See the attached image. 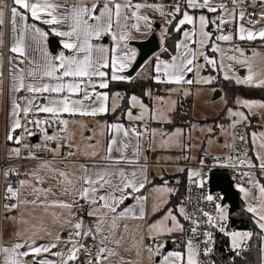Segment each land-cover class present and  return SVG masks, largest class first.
<instances>
[{"label":"snow or ice","instance_id":"6c2138e0","mask_svg":"<svg viewBox=\"0 0 264 264\" xmlns=\"http://www.w3.org/2000/svg\"><path fill=\"white\" fill-rule=\"evenodd\" d=\"M245 3L246 0H231L229 8L226 0H170V3L164 0H11L9 6L6 0H0V49L5 46L6 14L12 34L8 47L11 55L7 60L11 108L6 139L17 147L9 149V158L37 161L35 167L23 173L14 167L3 169L4 219L27 227L17 230L10 242L0 239V264H143L145 252L148 264H215L205 259L214 251L212 230L230 237L235 256L240 257L248 250L246 241L253 233L227 231L228 209L220 202L223 196L204 193L208 178L203 169H189L188 181L201 189L199 200L213 205L214 214L202 208L188 212L182 202L175 209L168 208L159 220L148 223L147 197L141 194L148 185H153L151 192L159 197V203L153 205V214L163 210L168 197L175 194L167 180L162 185H154L149 179L148 160L153 157L147 155L149 151L189 147L181 139L183 129L169 133L148 126L149 121L172 123L164 111L171 94L183 91L188 96L191 93L185 85L212 84L217 77L201 76V71L210 68L224 72L223 59L228 51L233 54L227 55V60L232 62L227 68L233 70V64H239L247 69V75L241 78L225 73L224 79H234L238 85L264 88V70H254L261 54L253 49L252 55L247 56L233 43L237 39L264 41V27H254L264 21V10L255 19L257 14L247 13V23L253 25L252 28L240 24L235 32L228 33L223 28L232 23L237 14L241 21L245 19L246 11L241 8ZM251 4L264 9V0H251ZM205 10L217 15L210 19L204 14ZM29 17L33 23H28ZM157 17L163 22L160 51L148 55L140 71L132 76L137 58L144 56V52H138L130 42L136 40L137 35L148 41L156 31ZM35 22L47 25L48 30ZM173 33L180 38L170 51L166 41ZM50 36L59 37L58 52L50 51ZM105 38L110 39V45L103 43ZM219 42H226L230 47L221 48ZM209 51L219 53L221 59L210 56ZM164 55L168 58H162ZM3 69L4 54L0 52V84ZM190 73L194 78H189ZM139 78L151 79L158 85H174L167 89V100L154 95L151 89L144 93L155 102V107H149L136 95L127 98L126 117L131 122H141L143 131L136 126L105 122L97 133L82 119H77L114 113L120 107L118 101L125 97L119 92L110 94L101 90L109 89L113 81L132 83ZM21 91L25 95L19 96ZM170 102L168 112L173 111L176 104L174 100ZM236 104V110H227L229 127L233 129L229 135L234 142L238 139L241 147L235 143L227 145L236 155H228L223 160L215 158L213 167H231L238 171L241 181L246 180L249 186L237 183L235 187L242 194L246 211L253 214L255 223L264 233V183L257 178L256 171L264 176V131L251 132V150L258 163L248 155L247 134L235 131L237 126L251 127L250 117L264 119V102L237 98ZM137 108L139 114H134L133 109ZM240 108L247 109V114ZM70 125L80 129L81 140L85 142L83 148L73 142L75 133ZM219 127L224 131L222 125ZM50 128L56 130L50 134ZM85 130L92 135H85ZM105 131L114 134L101 156L96 150L99 144L96 135H104ZM208 131L213 129L209 127ZM36 135L40 136L39 143L26 142ZM157 137L160 138L158 143ZM42 152L50 158H42ZM77 153L93 162L71 160ZM97 156H100L99 161L95 159ZM141 156L143 164L139 162ZM200 163L204 165L203 160ZM242 168L248 170L240 171ZM12 175L25 178L13 185ZM129 200L133 203L126 205ZM37 211L39 217L34 215ZM13 212L15 216L11 215ZM84 213L93 219L87 222ZM26 214L31 219H26ZM46 217H51L53 225L58 226L55 233L44 223ZM128 220L142 222L136 225V234L132 236L131 248H135L138 257L135 261L126 260L120 251H131L124 247L128 224L124 223L121 229V222ZM182 221L187 222V226ZM177 234L180 239L176 238ZM145 237L150 244H145ZM260 238L264 240V235ZM169 240L175 248H168ZM261 252L264 253V247ZM261 264H264V255Z\"/></svg>","mask_w":264,"mask_h":264},{"label":"rangeland","instance_id":"374dc122","mask_svg":"<svg viewBox=\"0 0 264 264\" xmlns=\"http://www.w3.org/2000/svg\"><path fill=\"white\" fill-rule=\"evenodd\" d=\"M199 13H197L198 15ZM208 16V13H205ZM215 16V15H209L210 19ZM258 16V14H257ZM256 16V17H257ZM255 17V18H256ZM242 21L239 19V16L237 14L236 19L233 20L232 23L230 24H225L224 26H230L232 25V28L235 29L236 25H240ZM162 26V25H161ZM160 26V28H161ZM160 28L157 30V38L160 39ZM225 33H227L225 31ZM257 42L252 44L246 45L248 47H245L243 45H240L239 42H236L235 44L239 45L245 52V55L251 56L253 49H255L257 52L261 54V57H258L255 61V69L256 71H261L264 70V41L256 40ZM220 47L224 49H228L230 45L226 42H223L224 44L221 45ZM234 43V42H233ZM210 56H214L218 61L221 59V56L219 53H212L208 52ZM233 53L228 51L226 52L223 63L225 65L224 72H219V71H214L211 70L210 68L207 70H202L201 71V76H216L217 78L220 77L223 80L224 79V74L227 73L228 76H239V77H244L247 75V69L242 68L239 64H233V70H229L227 68V65L229 63H232L227 60V55H232ZM202 62V61H201ZM140 71V69H139ZM150 72V69L148 70ZM147 75V73H145ZM189 78H194L193 74H189ZM139 79H145V78H139ZM153 81V80H152ZM227 81L233 82L237 86H245V85H238L235 83L234 79H228ZM216 80L210 84V85H205V84H194L192 86H187L185 85V88H188L190 91V95L185 96L183 91L179 93H173L171 94L170 101L174 100L176 101L175 108L173 111L168 112L167 108L171 107V102L169 101V104L165 106L164 111L167 113V116L171 119L172 121V115L177 109V105L179 101H186L187 98H190V119L189 121L183 125H177L174 126L171 129L167 128V125L169 123H158L156 121H149L148 126L150 128H155V129H161L165 132H173L175 129L180 128L184 130V136L181 138L183 142L188 145L189 147L186 149H181L179 147L173 148L170 151H160L157 150L155 152L149 151L150 154H156L158 155V161L163 163V164H170L173 163L179 159L177 157H188L187 159H195L200 153H223L227 150V141L230 139L229 133H231V128L229 127L231 121L228 119V108H233L236 110L238 108L236 104L237 98L240 99H247V100H257L264 102V99H256L252 97H246L244 96L239 89L236 90L235 95H234V101L232 107H226V95L223 92V89L220 88L215 84ZM153 83L156 85V83L153 81ZM158 86V85H156ZM161 89L160 93L153 92L154 95L162 96L166 100L169 99V93L167 91L168 88L174 87V85H160ZM151 89V88H150ZM149 89L146 88L145 92L148 91ZM215 90V91H214ZM144 92V93H145ZM220 93V96H217V93ZM217 96V97H215ZM139 97V96H138ZM145 101V103L148 104L149 107H155V102L151 100L150 98L146 97L145 95L143 97H140ZM239 110L244 111L245 114H247L248 110L244 108H240ZM139 109H133L134 114H139ZM127 112V111H126ZM186 113V112H185ZM126 117V113H125ZM251 119L252 126L248 130V138L251 143V132L256 131H264V119H262L260 116H255L252 117ZM127 119V117H126ZM139 124L141 131H143V124L141 122H136ZM193 125L196 127L194 128ZM220 125L223 126L224 131L221 130ZM211 127L213 129L212 132L208 131V128ZM157 143L159 141V137L156 138ZM222 139V142H219V140ZM252 145V143H251ZM36 165V164H35ZM35 165H30V166H25L23 167V170L21 173L28 171L35 167ZM166 171L173 172L175 171L174 169H164ZM24 179V176H19V179ZM15 183V182H14ZM240 198L242 199V194L239 192ZM245 207H246V203ZM178 205H175V208ZM228 209V205H225ZM166 212V211H165ZM161 213L158 215L156 218L149 217V223H153L157 220H159L164 213ZM229 212V211H228ZM251 214V213H250ZM253 217V214H251ZM46 221L50 220V217L45 218ZM228 220H230V216L228 214ZM11 221V220H10ZM255 221V220H254ZM12 222V221H11ZM256 224V223H255ZM257 225V224H256ZM236 225L234 226L233 230L230 231H238L235 230ZM238 232H245V231H238ZM229 243L231 245V239L228 238ZM250 240V239H249ZM249 240L246 241V245H248ZM143 264H148L147 257L143 261Z\"/></svg>","mask_w":264,"mask_h":264},{"label":"crops","instance_id":"0c3cea01","mask_svg":"<svg viewBox=\"0 0 264 264\" xmlns=\"http://www.w3.org/2000/svg\"><path fill=\"white\" fill-rule=\"evenodd\" d=\"M248 1L251 4V0H248ZM6 3L10 6L11 5V0H6ZM262 10H264V9L261 8L260 11L258 12V14ZM238 11L239 10H237V13H238ZM209 15H217V13H208V17H209ZM256 18H258V16ZM8 19H9V15L6 14L5 25L3 27V31H4V34H5L4 35L5 46H4V48L0 49V52H2L4 54V69H3L4 78H3V83L0 84V161L3 160L6 163H10V162L14 161V159H15V157L9 158V149L15 147V145L12 144L11 142L7 141V139H6L7 132H8V127H9V111H10V108H11L10 94H9V88H10V85H11V79L8 76V63H7V60H8V56L11 55V53L8 52V47L11 44V35L12 34H11V30H10V24L8 23ZM28 23H33V21L31 20L30 17H29ZM35 23H37V25L39 27L43 28L45 31L48 30V26L47 25L39 24V22H35ZM162 23L163 22L159 19V17H157L155 25H158V28H156L155 25H154V27L156 28V31H155L156 35H157V32H158L157 30L160 28ZM241 23L244 24V26L247 27V28H252L253 27V25L245 23L243 21ZM238 27H239V25H236V28L233 29L232 25L223 26L224 32L226 31L227 33L230 32V31L231 32H235ZM254 27L256 29L264 27V21H261L260 23L256 24ZM212 30H213L212 27H210L209 31H212ZM217 34H219V33H217ZM51 38H55L56 39L58 45H57V47H56L54 52H58L59 49H60L59 37L50 36L49 40ZM144 40H145L144 37H141V36L137 35V39L133 40L131 42H139V41H144ZM158 40H159V43H160V39H158ZM236 42H239L240 45H243L245 47H248L246 45V43L250 44V42H248V41H239L238 39L234 40V43H236ZM256 42L257 41H252V44H254ZM103 43H105L106 45H110L111 41H110L109 38H105ZM223 44L224 43L221 42V45H223ZM132 47H134V46H132ZM139 69L135 72V74L133 76H135L136 73L139 72ZM113 82H120V81H113ZM148 89H150V88L148 87ZM101 91H108V89L101 90ZM116 92H118V91H111L110 94L111 93H116ZM23 95H25V93L23 91H21L19 93V96H23ZM118 103L120 104L121 101H118ZM111 113H113V112H109L108 114H111ZM108 114H105L103 116H99V117H96V118H91V117L81 118V117H77V119H82L83 122L89 126V128L95 130L97 133H99L101 131L100 125H103L105 122H107L108 124L119 122V123H122L125 126H129V127L130 126H136L141 131V128H140L139 124L136 123V122H131L128 119H126L125 114H124L123 121H111V122H109L107 120V118H106V115H108ZM70 128L75 133V140L73 142L76 143V144H80L81 148H83L85 142L81 140L80 129L77 126H73V125H70ZM111 134H114V133H110V132L105 131L104 135H100V134L96 135V141H99V144L97 145L96 150L99 151L101 156L105 154V150L107 148V142L110 139ZM85 135H92V132H89V131L85 130ZM219 142H222V139H220ZM93 143H95V141H93ZM133 143H135L134 140H133ZM249 143H250V141H249ZM229 144H230V139L227 141L226 145H229ZM250 147L252 149L251 143H250ZM127 154L130 156L131 155V150H129ZM202 154L203 153H200L195 159L180 158L179 160H177V161H175L173 163L163 164V163L158 161V155H156V154H152L151 155L150 152H148L147 155L149 157H153V158L148 160V162L151 163V166H150V168L148 170L149 171V179L153 181L154 185H162L164 183V180H167L168 181V187L175 189V194H176V192H177V190H178V188L180 186H182V189H183V184H184V182L186 180V177L188 176V172H186V171H184V172L178 171L179 168H182L181 164L184 163V162L195 163L201 158ZM114 155H118V154L114 153ZM57 159L59 160V158H57ZM95 159H96V161H99L100 156H97ZM71 160L76 161L78 163H88V164H91L93 162L90 158H87V157H85L84 155H82L80 153H77V155L72 157ZM139 162L141 164L144 163L143 156H141ZM32 165H35V164H32ZM164 169H174L175 171L170 172V171H166ZM22 170H23V168H22ZM161 176H163V178H164L163 180L160 178ZM182 178H184L183 181L181 180ZM21 179H22V177H21ZM10 182L13 183V185H15L14 181L12 182L11 179H10ZM5 187H6V182H5V179L3 177V171L2 172L0 171V239L4 240L5 242H10V240L13 238V234L17 230L23 229V228H25L27 226L18 225V224H15V223L11 222L10 220H5L4 219V214L5 213H4V209L2 207L4 201H3L2 197H3V193H4ZM152 187H153V185H148L147 188L142 190V192H141L142 195L147 197L146 212H147V222L148 223H149V217H151V219L152 218H156L161 213L167 211L168 208L175 209V205H181V198H182V197H180L179 199L174 200V202L171 205V204H169L170 200H171V197L173 196V195H171L170 197H168L169 202H168L167 205L164 206L163 210H161L158 213L153 214L152 213L153 205L156 204V203H159V197L157 196V194L151 192V188ZM239 198H240V196H239ZM241 200L245 203L244 199H241ZM125 203H126V205L127 204H132L133 201L129 200V201H126ZM56 211L59 212L60 210L56 209ZM11 215L15 216L16 213L13 212ZM34 215L39 217L40 216V212L37 211ZM84 216H85V220L87 222H90L93 219L92 217H87L86 213H84ZM25 218L26 219H31V217L27 216V214L25 215ZM44 223L49 228H51L54 233H55V231L58 230V226L53 225L51 217H50L49 221H46V219H45ZM124 223H127L128 224V228H129L128 233L124 234L125 235L124 247L131 248V245L133 243L132 236L134 234H136V225L139 224V223H142V222L141 221H137V220H128V221H125V222H121V229L123 228V224ZM176 238L180 239L181 238L180 234H177ZM144 242H145V244H150L151 243V241H149L147 239V237H145V241ZM168 246H170L171 249L175 248V245L172 244L171 240H169ZM54 251H55V249H54ZM120 251H121V255L126 260L135 261L136 259H138V257L136 256L135 248H131V251H128V252H125L123 249H121ZM147 255L148 254L146 252L143 254V261L146 259Z\"/></svg>","mask_w":264,"mask_h":264},{"label":"trees","instance_id":"16d2710c","mask_svg":"<svg viewBox=\"0 0 264 264\" xmlns=\"http://www.w3.org/2000/svg\"><path fill=\"white\" fill-rule=\"evenodd\" d=\"M164 2H170V0H164ZM180 37L179 34L173 33L172 36L166 41V46L170 51L174 49L176 40ZM162 58L167 59L168 57L164 55ZM151 71V69H150ZM215 84L223 89V92L226 95V107H232L234 101V95L237 89L246 97H252L256 99H264V88L259 87H249V86H237L231 81L223 80L220 77L216 79ZM158 85V84H156ZM151 79H136L132 83L126 81L120 82H111L108 91H118L121 93L125 99L121 101L120 107L111 114L106 115V118L109 122L111 121H123L124 114L127 111L128 97L131 95H136L139 97L144 96L146 88H151L152 92L160 93L161 86H156ZM159 87V88H158ZM190 98H187L186 101H179L176 111L172 115V123L167 125L168 129L173 128L177 125H183L187 123L190 119ZM186 112V113H185ZM250 119H253L250 117ZM253 122H251L252 125ZM250 128V127H249ZM248 128V130H249ZM12 175L10 177L11 181L15 180V177ZM182 181L184 178L181 179ZM181 183V182H180ZM184 187V184H183ZM183 195L182 186H180L175 195L171 197L170 203L174 200L179 199ZM239 210L234 214H230V220L235 221L236 228L238 231L252 232L253 236L250 238L247 251L242 253V256L238 257L234 254L227 252V247L229 246L228 237L222 236L217 238V241L214 245L213 256L219 264H232V261H235V264H261V257L264 253L261 252V248L264 247V240L260 237L264 235L261 233L258 226L255 224L254 218L252 215L246 211L244 202L239 198Z\"/></svg>","mask_w":264,"mask_h":264},{"label":"built area","instance_id":"2783aa9c","mask_svg":"<svg viewBox=\"0 0 264 264\" xmlns=\"http://www.w3.org/2000/svg\"><path fill=\"white\" fill-rule=\"evenodd\" d=\"M226 2L228 4V7L231 8L232 7L231 0H227ZM165 3H170V2H165ZM241 8H243L246 11V16H245V19L243 20V22H245V23H247V19H248L247 13L258 14V12L261 9L260 7H253L249 3L248 0H246V3L244 5H242ZM256 16H254L253 18L255 19ZM55 130H56L55 128H50L48 131L51 134ZM232 131H233V129H231V132ZM235 131L237 133H241V134H245L246 133L247 134V139H248L247 147L249 148L248 155L252 157L254 163H258L255 160V155L253 154V152L251 150V147H250L249 138H248V128L246 129L243 126H237ZM17 134H19V131L17 132ZM33 139H35L34 142L32 141ZM26 142H29L31 144L39 143L40 142V136L36 135V136L30 138V140L26 141ZM232 143H235V145L238 148L241 147V142L238 139L234 142L232 140V137L230 136V144H232ZM15 147H17V145H15ZM65 151H67V149H65ZM25 155H26V153H25ZM40 155L44 159L50 158L49 154H47V153H43L42 152V153H40ZM228 155H233L234 156V155H236V153L232 152V150L229 147H227V150L225 152H223V153H207V155H206V153H203L201 155V158L197 162H195V163L184 162V163L181 164V166H182V168L185 169L186 172H188L189 169H193V170L203 169L204 173L206 174V177L208 178L207 186L204 189V193L205 194L210 192V193H212L214 195L223 196L221 192L212 191L210 189L209 181H210V177H211V175L213 173H225L232 180L233 187L238 192V195L240 196L239 191L237 190L235 185L237 183H245L246 184V180L245 181H241L239 179L238 171L236 169L231 168V167H220V166H214L213 167V165L216 164V159L215 158L219 157L221 160H223ZM70 159H72V157ZM201 160L204 161V165H201V163H200ZM36 163H37V161H35V160L24 159V158H16V157H15L14 161H12L10 163H6L3 160H1L0 161V171L2 172L3 169L9 168V167H14L21 173V170H22L23 167L30 166V165L36 164ZM150 166H151V163L148 162V170H149ZM209 168H211L210 172H209ZM247 170H248L247 168L240 169V171H247ZM256 171H257V178L260 179L261 183H264V176H260L259 175L258 169ZM14 177H15L14 182L16 184V182L19 180V176L14 175ZM246 186H249V185L246 184ZM201 195H202L201 189L195 187V185H190L189 181H188V176H187L186 180L184 182L183 195H182V198H181V203L183 202V204L186 207V210L188 212H192L196 208H202V209L214 214V212H215L214 206L211 205V204H208L207 202L199 200ZM189 200H191V203H188ZM198 200H199V202H198ZM220 202L223 205H227L226 203H223V200H221ZM228 211H229V207H228ZM228 214H229V212H228ZM183 223H185V225L187 226V222L183 221ZM225 223L227 225V231H230V230L234 229V227H232L231 220H228V218H227V221ZM212 231H213V234H214V245H215V242L217 241V238L225 236V235L223 233L219 232V231H216V230H212ZM225 237H228V236H225ZM228 238H230V237H228ZM227 252H229L230 254H234L235 255V253L231 250L230 243H229V246L227 247ZM213 253H214V251H213ZM213 253L211 254V256L209 258H205V259H210L212 261H215V264H219L216 261V259L214 258Z\"/></svg>","mask_w":264,"mask_h":264},{"label":"water","instance_id":"95a60500","mask_svg":"<svg viewBox=\"0 0 264 264\" xmlns=\"http://www.w3.org/2000/svg\"><path fill=\"white\" fill-rule=\"evenodd\" d=\"M158 28V25H155ZM50 50L55 51L57 47V41L55 38H51L50 40ZM150 41V42H148ZM148 41H139V42H131L130 44L134 46L138 52L143 50L144 56H138L137 63L134 66V71L130 74L133 76L135 72L140 68V65L144 63V60L153 52L160 51V43L157 38V35L154 33L151 37L148 38ZM217 96H220V93H217ZM215 96V97H217ZM33 142L35 139L32 140ZM209 186L212 191H219L223 195V203H226L229 207V213L234 214L239 210V195L238 192L234 189L232 180L225 173H213L210 177ZM232 227L235 226V221H231ZM169 249L170 246H168Z\"/></svg>","mask_w":264,"mask_h":264}]
</instances>
